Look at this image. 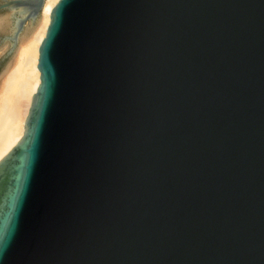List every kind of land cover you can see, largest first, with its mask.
<instances>
[{"label":"water","instance_id":"95a60500","mask_svg":"<svg viewBox=\"0 0 264 264\" xmlns=\"http://www.w3.org/2000/svg\"><path fill=\"white\" fill-rule=\"evenodd\" d=\"M42 3L0 10L18 32ZM48 18L0 158V264H264V0H57Z\"/></svg>","mask_w":264,"mask_h":264},{"label":"bare ground","instance_id":"6f19581e","mask_svg":"<svg viewBox=\"0 0 264 264\" xmlns=\"http://www.w3.org/2000/svg\"><path fill=\"white\" fill-rule=\"evenodd\" d=\"M56 1L43 0L39 19L37 17L24 24L18 32H14L16 25L11 21V17L14 12L23 16L24 13H19L20 8H11L0 15V31L15 33L12 42L13 55L0 70V158L22 135L30 99L38 85L37 47L44 35L49 11ZM22 32L26 36H23ZM7 46L8 42H4L1 50H6Z\"/></svg>","mask_w":264,"mask_h":264},{"label":"rangeland","instance_id":"374dc122","mask_svg":"<svg viewBox=\"0 0 264 264\" xmlns=\"http://www.w3.org/2000/svg\"><path fill=\"white\" fill-rule=\"evenodd\" d=\"M7 11H8V9L0 10V15L6 13ZM38 14L39 13H37L35 16V18L38 17L37 19H39V17L41 16V12L39 15ZM14 16H17V14L15 12H14ZM13 20H14L13 17H11L12 22H13ZM29 21H30V19H25L22 23V28H23L24 24L26 25ZM34 24H36V22ZM9 35L11 36V34L8 31H0V70L10 60V58L13 55L12 41L9 39ZM23 36H26V35L23 33ZM4 42H8V46H7L6 50L2 51L1 48L3 47Z\"/></svg>","mask_w":264,"mask_h":264}]
</instances>
